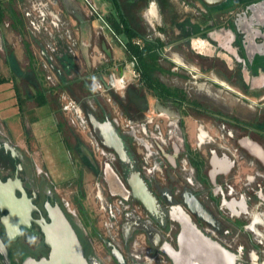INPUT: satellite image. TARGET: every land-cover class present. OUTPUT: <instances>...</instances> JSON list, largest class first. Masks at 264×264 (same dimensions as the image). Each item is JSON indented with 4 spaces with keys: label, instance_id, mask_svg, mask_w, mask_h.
<instances>
[{
    "label": "flooded vegetation",
    "instance_id": "af4514ba",
    "mask_svg": "<svg viewBox=\"0 0 264 264\" xmlns=\"http://www.w3.org/2000/svg\"><path fill=\"white\" fill-rule=\"evenodd\" d=\"M82 1L90 20L97 22L98 27L100 15L110 29L98 33L96 30V39L104 34L118 37L110 14L101 12L97 0ZM98 1L107 9L113 6L122 13L138 35L131 39L132 44L138 40L141 49L151 42L157 53V66L149 70L152 86L145 82L137 57L129 56V61L135 58L139 75L126 85L125 101L120 102L123 115L133 121L143 140L136 139V132L117 129L132 151V138L143 154L144 139L151 144L149 160L143 156L140 162L135 150L133 153L139 172L161 205L162 216L153 217L133 198L127 182L131 168L101 144L88 119L84 131L88 143L71 133L79 167H87L102 183L99 186L97 182L96 193L106 202L127 206L116 219L117 238L109 236L110 229L103 225L104 215L101 227L108 243L116 248V244H122L121 221L128 215L135 219L137 230L127 244L126 263L144 264L131 256V245L137 241L142 250L154 257V264H264V220H260L264 219V0H224L213 6L203 0ZM89 4L94 7L93 12ZM163 49L182 62L178 63L182 73L177 67L164 65L166 60L175 61L162 55ZM191 61L197 64L195 69L183 64ZM164 74L187 76V82L183 86L169 85L161 80ZM197 89L203 92L200 99L190 93ZM224 90L237 95L238 100L241 97L243 103H252L248 104L252 111H225L219 95ZM147 93L154 100L151 113L147 109ZM188 111L201 117L195 133L197 148L193 150L183 133ZM148 117H152L150 124ZM98 118L104 120L106 116ZM162 118L166 119L163 126ZM90 137L104 149V154L96 155ZM63 140L69 152L66 138ZM25 153L0 122V181H14L15 195L29 202L26 210L30 216L19 224L15 234L4 224L10 211L0 209V239L6 249L5 259L0 255V264H24L28 258L46 257L49 249L37 221L49 222L50 207L59 206L66 214L54 187L40 168L36 171L32 167ZM112 174L123 187H115L114 193L107 182ZM160 176L166 179V185ZM67 217L85 254L91 256L88 244ZM156 231L160 234L157 247L153 242Z\"/></svg>",
    "mask_w": 264,
    "mask_h": 264
},
{
    "label": "rangeland",
    "instance_id": "374dc122",
    "mask_svg": "<svg viewBox=\"0 0 264 264\" xmlns=\"http://www.w3.org/2000/svg\"><path fill=\"white\" fill-rule=\"evenodd\" d=\"M47 2L48 4L45 6V11L51 14H58L60 17V21L62 22L59 27H56L54 29L47 28V30L44 29V26L40 24L38 21L39 18L36 15V10L31 8L30 6H25V9L23 10L24 15L26 16V13H30L28 16V19H26V26L30 30V33L28 32L27 38L30 37V40L32 41V38L41 37V33L46 35L48 33H56L58 35H61L63 40L66 42L67 46L73 51L77 52L75 63L77 68L81 73H85L86 71H89L92 74L93 68L98 69L102 67V79L105 81V83L109 80V72L112 71V67L115 65H118V68L120 66V61H118V57H123L122 50L119 46H121L116 37H111L110 43H114L113 51L114 55L113 58L109 61V58L105 57L103 58L102 54H100L97 51H90L91 56L89 58V68L85 65L84 60L80 55L78 54V37L77 33H75L76 29L72 26L69 19L67 18V15H65L60 7V3L58 0H43L42 1ZM40 0L31 2V6L38 8L37 10H43L42 6H40ZM59 6H57L56 4ZM97 6L101 9L102 13L107 12V8L104 6L102 1L95 2ZM45 4V3H44ZM30 5V4H29ZM31 8V11L29 10ZM23 9V8H22ZM44 11V12H45ZM100 11V10H99ZM36 13V14H35ZM51 14H46L45 20L48 22V20L53 19L51 17ZM27 17V16H26ZM143 23L145 19L140 16ZM50 23V22H48ZM69 24V25H68ZM39 29V30H35ZM68 31V32H67ZM64 32H67V34H64ZM144 34V32H143ZM68 35V36H67ZM150 38H153V35L149 33L148 35ZM32 37V38H31ZM101 38H98L96 40H100ZM72 42L74 44L72 45ZM32 51L34 52V55L37 57L38 61H41L39 53L40 49L37 47V45L32 46ZM162 55H169L168 50L163 49L161 51ZM115 57V58H114ZM169 57L173 58L175 63L171 62L170 60H166L164 62V65L166 67H177L178 72H181L180 64L182 63L179 59L174 57L173 55H169ZM163 58V57H162ZM56 68H59L62 72V68L55 59L53 61ZM184 65L195 69L197 67V64L194 63V61H191L190 63H183ZM43 68L45 71L44 77H45V86L51 85L56 82L58 79L56 76V73L54 70H50L48 63L45 62V65H43ZM46 72V73H45ZM182 73V72H181ZM184 75V74H183ZM66 77V76H65ZM25 78L28 80V77L25 76ZM25 79V80H26ZM90 83L92 86V89L96 93L95 97H91L86 99V102H82V104H79L75 99L71 98L70 95L66 92H60L58 93V102L61 105V111H62V119L65 122V125L62 128L61 134L64 138H66V142L69 144V152L65 150L63 145L61 144L60 136L57 133L56 125L53 122L52 118L49 117L48 110L45 109H35L34 101L28 102V104L25 107V110L29 113V119L26 122V128L23 129L26 132V136L30 138L26 141V145L24 147H20L21 149L26 151V156L28 159H30L32 163V167L37 171V168H40L42 170V175L46 178V180L54 187V190L56 191L58 197L63 202V205L66 210L67 216L72 220L75 227L78 229L80 236L85 240V242L88 244V248L90 250V254L94 255L102 264H115L113 259L110 256L109 250L104 246L103 243L100 242V240L93 234V229H96L97 232L101 233V235L106 240L107 237L104 235L103 230L101 229V223L104 218V212H101L100 210V204L99 200L95 197L96 194V184L98 182L99 186H102V183L100 182V179H97L94 177L90 171L87 169V167H79L78 165V158L76 157L75 150L73 148V142H74V135H71V133L78 135L84 142L88 143L87 138L85 137V132L82 130V128L79 125L78 119H76L75 112L73 108L70 106V100H74L77 107L79 108V113L81 116L86 118L85 111L89 110V108H93L96 110V112L99 115H102V109H104L108 115L109 119L117 118L119 122L125 123V120L127 118L123 115L125 112L124 109L121 107L120 103L115 102L113 100V97L111 95L114 94L115 96H118L122 98V104L125 101V98H123V91H115L113 89H107L104 90L103 85H100V81L98 78H95L94 76H89ZM197 84L200 86L201 82L198 78H196ZM26 80V81H27ZM161 80L169 85H178L183 86L185 82H187V76L178 77L176 75H162ZM29 83H31L28 80ZM18 87L20 90V93L23 95L25 92L32 93L33 90L31 88H27L26 85H24L23 80H19ZM193 88H196L194 84H191ZM10 84L7 83H0V112L2 116H11L15 112V106L11 105L13 102V98H10V95H12L11 88L9 89ZM199 88V87H197ZM191 96H195L196 98L200 99L203 92L200 91V89L197 90H191L190 91ZM220 100L223 101L224 109L225 111L229 112H236L240 111V114H247L249 111H252V108L248 107V104L253 105L249 102H241L242 98L235 94H232L231 92L223 91L222 93H219ZM146 101H147V109L151 113L153 110V104L154 100L152 95L149 93L146 94ZM68 109H63L64 105H68ZM18 106V103L16 104ZM85 106L86 108H83L82 106ZM98 106V107H97ZM190 115H187L185 117V120L183 122V133L184 137H186L190 148L193 150L197 148V140L195 138V133L197 127L201 124L199 121L201 117L199 115H194L191 111H188ZM34 118H37L38 123H35L32 121V123L29 122V120H34ZM156 118H161L156 116ZM87 119V118H86ZM163 123L162 126L165 124L164 118H162ZM13 120V119H12ZM34 123V124H33ZM2 124V123H1ZM119 129L122 130L124 133H126L127 127H124L123 124H120ZM165 127V126H164ZM18 129L19 125H18ZM6 130V127H5ZM34 130V132H33ZM32 131V133H31ZM7 132V130H6ZM35 133V134H33ZM17 137L23 138V133L20 132ZM12 141L17 144V139L11 138ZM130 145L132 149L135 150V154L137 155L140 162L143 161V150L141 147L135 142V140L132 138L129 140ZM22 145V144H21ZM96 155H98L96 153ZM98 159V158H97ZM99 160V159H98ZM152 160V159H151ZM152 161H149V165H151ZM164 164H166L163 161ZM48 166V168H46ZM151 167V166H148ZM159 179V178H158ZM163 184H167L166 179L164 177L160 176L159 179ZM101 188V187H100ZM82 191V195L81 192ZM105 194V192H104ZM78 197L79 202L76 201V198ZM82 211L84 212V215L82 214ZM264 220V219H260ZM90 222L91 224L89 225ZM257 228V226H256ZM262 228V227H260ZM261 231V229H259ZM138 263V262H137Z\"/></svg>",
    "mask_w": 264,
    "mask_h": 264
},
{
    "label": "crops",
    "instance_id": "0c3cea01",
    "mask_svg": "<svg viewBox=\"0 0 264 264\" xmlns=\"http://www.w3.org/2000/svg\"><path fill=\"white\" fill-rule=\"evenodd\" d=\"M58 1L60 3V7L56 3L55 4L59 8H61L62 12L65 15H67L70 23L72 24L74 29H76L75 33H77L78 37V54L84 60L85 65L88 68L90 66V51H97L103 56L109 58L110 61L114 55V43H110L111 38L107 34H104L100 40H96L95 31L98 23L90 20L83 1ZM30 2L31 0H0V10L3 12V17L0 19V83L10 84L9 89L11 88L12 91V95H10V98H13V101L16 100V102H13L11 104L12 106H15V112L11 116L12 118H10L9 116H2L0 112V122L3 124L4 128L6 127L7 133L10 138H18L17 145L20 147H24L26 145V141L30 138L26 136V132L23 129L26 128V122L29 119V113H31L26 111L25 107L28 102L32 100L34 101L35 109L39 110L41 108H46L48 110L49 117L52 118L57 127L56 131L60 136L61 144L67 151V147L64 143L61 131L58 130L50 96L46 94L45 99L47 100V102L40 104L38 103L39 101H42V98L37 96V92L43 91L48 86H50H45L44 84L45 77L43 71L45 70L43 68V65H45V62L48 63L50 70H54L56 73L58 79L51 85L57 84L59 80L64 81L65 78H75L76 75H79L80 77L85 76L88 79L89 76L94 75H91L89 71H86L85 73H81L79 71L75 63L77 52L73 51L67 46L61 35L50 32L46 35L41 33V37H36V39L31 37L32 41L30 40V37L27 38L28 32L30 33V30H26L28 29V27L26 26V19H28V14H26V17L25 15H22V12L25 9V6L29 7ZM107 13L110 14L112 18V16L116 14V9L113 6H109L107 9ZM35 30L39 29L35 28ZM116 33L118 34V38L121 39L126 45V42L128 40L125 34L118 32ZM33 45H37V47H39V56L41 61H38L37 57L34 55V52L31 49ZM119 47L122 50L123 57H114L115 59H118V61H120L121 65V67H119L117 71L118 74L124 70L123 65L129 63L130 59L128 49H124L122 46ZM55 59L57 60V62H59L63 72L59 68L55 67L53 63ZM113 64L115 65V63ZM94 69L95 68H93L92 71H94ZM102 70V67H100L99 70L97 69L98 73H100L101 75ZM25 76L28 77V80L31 83L28 82ZM19 80H23L24 85H26L27 88H31L33 92H25V94L22 95L17 85ZM100 82L105 83V81ZM52 95H54V93ZM17 103L18 106L16 105ZM32 121L38 123L37 118H34V120H29L30 123H32ZM18 125L20 130L18 129ZM20 132L23 133V138L17 137ZM46 168H48V166ZM135 224V219H133L132 216L125 215L122 218L120 227V237L122 239V244L116 245H118L117 249L121 252L126 260L128 257L127 244L132 238L134 231L137 230ZM156 234L160 236L158 231H156ZM100 242L108 248L111 256V248L109 246L108 239L105 240L103 237V240H100ZM127 264L139 263L127 261Z\"/></svg>",
    "mask_w": 264,
    "mask_h": 264
},
{
    "label": "water",
    "instance_id": "95a60500",
    "mask_svg": "<svg viewBox=\"0 0 264 264\" xmlns=\"http://www.w3.org/2000/svg\"><path fill=\"white\" fill-rule=\"evenodd\" d=\"M203 1L208 6H213L220 4L224 0ZM86 117L100 139L101 144L113 151L120 163L131 168L127 182L133 198L153 217L162 216L163 210L161 205L138 170L135 154L122 139L112 120L109 117L99 120L91 110H86ZM112 176L111 181L107 182L111 192L114 193L115 187L119 189H123V187L119 178L115 174H112ZM26 204L29 205V202L25 198L20 199L16 197L14 181H0V209H7L11 213L5 219L4 224L9 231L12 229L15 234L19 232V224L30 219L29 212L26 210ZM48 217L49 222H45L44 220L37 221L41 227L44 242L49 249L48 255L39 259L28 258L24 264H102L94 255L87 256L85 254L77 232L59 206L50 207L48 209ZM144 229L146 232L149 231L146 228ZM154 235L153 242L157 247L160 238L155 232ZM109 246L111 248V256L117 264H127L121 252L113 244L110 243ZM0 255L5 259L6 249L1 239Z\"/></svg>",
    "mask_w": 264,
    "mask_h": 264
},
{
    "label": "built area",
    "instance_id": "2783aa9c",
    "mask_svg": "<svg viewBox=\"0 0 264 264\" xmlns=\"http://www.w3.org/2000/svg\"><path fill=\"white\" fill-rule=\"evenodd\" d=\"M33 1H37V0H31V2ZM43 0H40V6H42V8L45 11V6L48 4L47 2H42ZM31 2H30V7L33 8L34 10H36V15L38 16L37 18L38 21L40 22L41 25L44 26V29L47 30V28H51L54 29L56 27H59V25L62 23L60 21V17L57 14H51L48 12H44L43 10H37L38 8L33 7L34 5L31 6ZM88 3V2H87ZM90 6V10L93 12L95 9L94 7L89 4ZM31 8L29 9L31 11ZM28 14V16L30 15V13H26ZM46 14H51V17L53 19L48 20V22L44 21L45 20V16ZM99 19V25L97 27V33L101 32L104 28L109 29V27L106 25V23L102 20V18L100 17V15L98 16ZM48 31V30H47ZM110 31V29H109ZM68 32V31H67ZM67 32H64V34H67ZM68 36V35H67ZM116 37V36H115ZM118 43L124 48L126 49V45L123 41H121L118 37H116ZM134 44L139 45V41L138 40H134L133 41ZM74 44V42H72V45ZM103 56V55H102ZM104 58V56H103ZM136 60L133 57L131 59V61H129V63L123 65L124 66V70L121 73H117L118 71V65H114V67H112V71L109 72V80L106 83H99L100 85H103L104 90L107 89H113L115 91H123L124 88L126 87V85L133 79H136L139 75V71L136 68ZM121 66V65H120ZM70 106L73 108L74 112H75V116L76 119H78L79 121V125L82 128L83 131L87 130V120L85 117L81 116L79 113V108L77 107L76 103L74 100H70ZM69 108V104L68 105H64L63 109H68ZM148 123L150 124L152 121V117H148L147 118ZM113 124L119 128V126H121L120 124H123L124 127H127L128 129L127 131H132V132H136V134H138V129L136 128V125L133 123V121L131 120H125V123H121L118 121L117 118L112 119ZM135 134V137L137 140H143L142 137L138 134V136ZM90 144L92 146V149L98 153V154H104L105 151L104 149L98 144V142L93 138L90 137L89 138ZM144 146L146 148V150L144 151V159L147 161L149 160L151 153H152V149H151V144L148 143L145 139H144ZM96 197L99 200V204H100V210H102L104 212V214H106V218L103 222L104 227L110 229V234L109 236L112 238H117V231L115 229V223H116V219L119 217V215L124 212V210L127 208L126 205H123V208L121 207L122 205L120 204V202H116V203H109L106 202L102 199V197L100 196V194L97 192L96 193ZM131 256H133L136 259H139L140 261H142L144 264H154V257L150 254H148L145 250H142L140 244L137 241H134L131 245Z\"/></svg>",
    "mask_w": 264,
    "mask_h": 264
},
{
    "label": "trees",
    "instance_id": "16d2710c",
    "mask_svg": "<svg viewBox=\"0 0 264 264\" xmlns=\"http://www.w3.org/2000/svg\"><path fill=\"white\" fill-rule=\"evenodd\" d=\"M22 15L24 16V12H22ZM3 17V12L0 10V19ZM111 24L113 28L115 29V32L118 33H124L127 37L126 46L128 49V54L130 56L137 57V60L141 67H143V78L145 79V82H147L150 86L154 83V80L152 79L151 74L149 73V70L152 69L154 66H157V53L155 51V46L151 42H146L143 48H139L137 45L131 43V39L133 37L138 36L137 32L128 24L127 20L124 18L122 13L120 11H117L115 15L111 18ZM122 25L123 28L120 27ZM93 74L95 78H98L99 81H102V75L98 73L97 69L93 71ZM93 77V76H92ZM78 78V79H77ZM90 79L83 76L80 77L79 75L72 77L70 79L65 78V80H59L57 84L50 85L43 91L37 92V96L42 98V101H39L38 103H45L47 100L45 99L46 94L50 96V99L52 101V108L53 113L57 121L58 130L62 131L63 126L65 125V122L62 119V111H61V105L58 102V93L60 92H66L70 95L71 98L75 99L79 104H82V102H86V99L95 97L96 93L92 89ZM54 93V95H52ZM166 94L168 93L165 92ZM113 100L115 102L120 103L121 98L118 96H115L112 94ZM57 96V97H55ZM49 102V101H48ZM83 108H86L84 105ZM94 115L98 117H102L103 115L106 117H109L108 113L102 109V115H99L94 112L92 109L89 108ZM104 112V113H103ZM99 119V118H98ZM134 151V149H133ZM82 195V191L80 192ZM76 201L79 202L78 197L76 198ZM82 214L84 215V212L82 211ZM93 234L99 239L103 240V236L97 232L96 229H93ZM115 262V261H114ZM116 263V262H115Z\"/></svg>",
    "mask_w": 264,
    "mask_h": 264
}]
</instances>
